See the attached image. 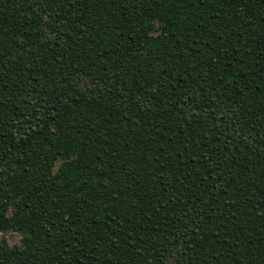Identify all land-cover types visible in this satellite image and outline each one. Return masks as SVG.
Masks as SVG:
<instances>
[{"label": "trees", "instance_id": "obj_1", "mask_svg": "<svg viewBox=\"0 0 264 264\" xmlns=\"http://www.w3.org/2000/svg\"><path fill=\"white\" fill-rule=\"evenodd\" d=\"M7 231L0 264H264V0H0Z\"/></svg>", "mask_w": 264, "mask_h": 264}, {"label": "rangeland", "instance_id": "obj_2", "mask_svg": "<svg viewBox=\"0 0 264 264\" xmlns=\"http://www.w3.org/2000/svg\"><path fill=\"white\" fill-rule=\"evenodd\" d=\"M61 163L62 161L58 162L56 166V170L57 168H59ZM22 237H23L22 233L17 231L0 232V240L7 242L10 246L20 245L22 243Z\"/></svg>", "mask_w": 264, "mask_h": 264}]
</instances>
